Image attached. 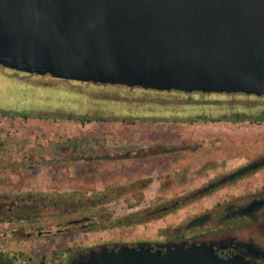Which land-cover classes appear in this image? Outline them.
Listing matches in <instances>:
<instances>
[{
	"label": "rangeland",
	"instance_id": "1",
	"mask_svg": "<svg viewBox=\"0 0 264 264\" xmlns=\"http://www.w3.org/2000/svg\"><path fill=\"white\" fill-rule=\"evenodd\" d=\"M136 100L135 96H125L119 87L37 76L0 66V104L11 109L23 105L20 107L49 116L64 110L72 115L148 118L81 124L59 117H30L21 122L19 117L0 115V200L4 205L10 201H26L28 205L12 209V215L20 217L34 210L38 223L46 228L54 223L62 227L65 219L82 213L109 217L97 227L75 234L22 239L5 236L0 249L6 256L20 249L18 262L26 264V257L37 258L39 248L49 253L73 243L152 238L192 211L264 183L263 167L199 199L181 203L176 210L144 216V211L169 203L262 155L264 134L238 128L232 125L237 122L231 121H183L191 117L185 114L189 109L185 106H164L162 114L154 115L142 111ZM118 101L120 106L109 112L107 109ZM141 149L156 151L142 154ZM136 194H141L139 201ZM28 198H34L37 206ZM40 201L46 203L45 208ZM116 219L119 225L106 226ZM14 224L15 220L4 221L3 228ZM20 224L34 233L25 221Z\"/></svg>",
	"mask_w": 264,
	"mask_h": 264
},
{
	"label": "water",
	"instance_id": "2",
	"mask_svg": "<svg viewBox=\"0 0 264 264\" xmlns=\"http://www.w3.org/2000/svg\"><path fill=\"white\" fill-rule=\"evenodd\" d=\"M0 65L78 82L261 96L264 0H0ZM262 165L264 155L180 202ZM82 264L235 263L198 247L123 246Z\"/></svg>",
	"mask_w": 264,
	"mask_h": 264
},
{
	"label": "flooded vegetation",
	"instance_id": "3",
	"mask_svg": "<svg viewBox=\"0 0 264 264\" xmlns=\"http://www.w3.org/2000/svg\"><path fill=\"white\" fill-rule=\"evenodd\" d=\"M63 146L64 144H60V147ZM140 151L144 154L156 151V149L150 151L141 149ZM133 153L136 154L135 152L130 154ZM247 163H243L231 171L241 168ZM263 167L264 165L254 170H246L240 176H234L231 180L211 188L205 194L188 199L186 203L208 195L214 190ZM180 198L173 199L177 202L174 208L170 207L169 203L173 201L171 200L169 203H163L144 211L143 215L151 217L176 210L181 205ZM28 200L34 204V198H28ZM3 203L0 200V241L5 236L22 239L30 238L32 235L75 234L77 230L94 228L105 221L102 214L82 213L78 217L65 219L62 227L58 223H54L51 228H46L38 223L40 219L36 217L37 213L34 210L20 217L12 215V209L27 207L26 201L24 203L10 201L8 205ZM39 204L41 205V201ZM34 206L37 205L34 204ZM45 206L42 207L45 208ZM83 216H89L90 219L82 220ZM9 220H15L16 224L3 228L4 221ZM20 221H25L27 228H34V233L25 229ZM130 221H132L131 217L128 218V222ZM123 246L133 249L149 248L153 251L158 250L160 254L168 249L198 247L209 252L217 261L231 260L235 264H264V183L237 195L224 197L222 201L213 203L204 209L192 211L180 221L157 232L152 238L105 239L86 244L73 243L63 246L59 251L53 250L49 253H45L39 248L35 260H31V257L28 256L26 257L27 263L25 260L23 261L26 264H82L90 255L116 252ZM15 252L11 256H6L3 249H0V264H22V262H18L22 250L16 249Z\"/></svg>",
	"mask_w": 264,
	"mask_h": 264
},
{
	"label": "trees",
	"instance_id": "4",
	"mask_svg": "<svg viewBox=\"0 0 264 264\" xmlns=\"http://www.w3.org/2000/svg\"><path fill=\"white\" fill-rule=\"evenodd\" d=\"M6 68V67H4ZM11 71H17L10 68H6ZM21 72V71H19ZM32 74V73H31ZM46 75V74H45ZM38 76V74H37ZM72 81V80H71ZM78 82V81H75ZM96 85H108L119 87L122 89L125 96H135L137 98L138 107L145 112L152 113L154 115L162 114V108L164 106H169L171 108H182L188 107V110H184L185 114H190L191 117H186L183 121H231L237 122L240 120H251V121H262L264 120V95L254 96L247 95L243 93H201V92H181L176 90H154L148 88H141L138 86L127 87L118 84H100L92 83ZM134 98V97H133ZM28 100V99H27ZM139 100V101H138ZM24 102V101H23ZM16 103V102H15ZM16 103L17 105H19ZM15 105V106H17ZM7 104H0V115L8 116L10 118L19 117L21 122L25 121L27 118H48L52 119L65 118L68 120L78 121L83 124L90 121H145L148 120L146 117H136L127 118L123 116H102V115H72L69 111L58 110L54 116H49L42 112L32 111L28 107H20L17 109H11ZM120 106V102H115L114 106H110L107 110H116ZM111 111V112H112ZM151 119V118H150ZM153 119V118H152ZM97 194V193H96ZM141 194L135 195V200L139 201ZM97 204V203H94ZM41 205L45 206L46 203L41 201ZM108 219L106 215L103 217ZM119 219L116 221H111L106 225L107 227H112L119 225Z\"/></svg>",
	"mask_w": 264,
	"mask_h": 264
},
{
	"label": "built area",
	"instance_id": "5",
	"mask_svg": "<svg viewBox=\"0 0 264 264\" xmlns=\"http://www.w3.org/2000/svg\"><path fill=\"white\" fill-rule=\"evenodd\" d=\"M232 125L237 126L238 128H243L246 131L249 132H263L264 134V120L262 121H251V120H242L237 121V123H233Z\"/></svg>",
	"mask_w": 264,
	"mask_h": 264
}]
</instances>
